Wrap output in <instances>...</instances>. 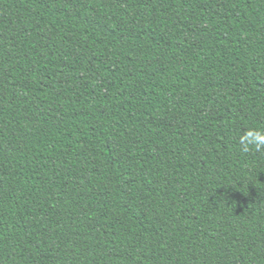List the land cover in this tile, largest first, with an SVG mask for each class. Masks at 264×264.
Instances as JSON below:
<instances>
[{
	"label": "trees",
	"instance_id": "16d2710c",
	"mask_svg": "<svg viewBox=\"0 0 264 264\" xmlns=\"http://www.w3.org/2000/svg\"><path fill=\"white\" fill-rule=\"evenodd\" d=\"M247 128L264 0H0V264H264Z\"/></svg>",
	"mask_w": 264,
	"mask_h": 264
},
{
	"label": "clouds",
	"instance_id": "9594fccd",
	"mask_svg": "<svg viewBox=\"0 0 264 264\" xmlns=\"http://www.w3.org/2000/svg\"><path fill=\"white\" fill-rule=\"evenodd\" d=\"M238 144L239 150L245 154L251 151L264 152V130L247 128L239 135Z\"/></svg>",
	"mask_w": 264,
	"mask_h": 264
}]
</instances>
